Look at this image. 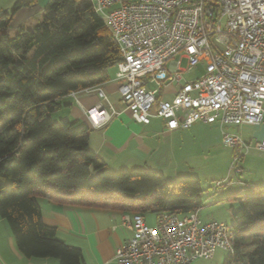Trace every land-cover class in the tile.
Returning a JSON list of instances; mask_svg holds the SVG:
<instances>
[{
  "label": "trees",
  "instance_id": "obj_1",
  "mask_svg": "<svg viewBox=\"0 0 264 264\" xmlns=\"http://www.w3.org/2000/svg\"><path fill=\"white\" fill-rule=\"evenodd\" d=\"M36 2L18 0L0 15V214L26 257L84 264L81 249L45 223L39 198L159 216L200 210L204 190L194 175L114 173L91 149L87 125L53 118L63 97L109 81L121 57L93 0H50L41 21L9 34L17 11ZM230 199L234 249L223 264H264V184Z\"/></svg>",
  "mask_w": 264,
  "mask_h": 264
},
{
  "label": "built area",
  "instance_id": "obj_2",
  "mask_svg": "<svg viewBox=\"0 0 264 264\" xmlns=\"http://www.w3.org/2000/svg\"><path fill=\"white\" fill-rule=\"evenodd\" d=\"M93 6L117 43L121 60L115 79L136 122L159 118L174 130L263 120L264 0H93ZM176 56L186 59V67ZM197 67L203 68L198 78L183 79ZM174 83V96L165 99L164 88ZM98 93L106 99L102 88ZM88 115L99 126L111 114L98 106ZM222 142L239 150L248 146L232 133H223ZM255 146L264 151V139ZM233 172L241 168L235 165ZM225 182L229 179L216 186ZM122 223L132 236L115 250L118 264H192L218 249H234L232 224L203 220L199 210L163 213L155 225L141 213H128Z\"/></svg>",
  "mask_w": 264,
  "mask_h": 264
},
{
  "label": "crops",
  "instance_id": "obj_3",
  "mask_svg": "<svg viewBox=\"0 0 264 264\" xmlns=\"http://www.w3.org/2000/svg\"><path fill=\"white\" fill-rule=\"evenodd\" d=\"M16 1L0 0V15ZM49 1L37 0L35 5L17 11L8 33L41 21ZM176 57L175 60H186L182 56ZM198 68L202 72L203 68ZM183 79L189 80L184 78V74ZM118 87L119 82L114 75L99 86L72 92L60 100L62 109L66 107L73 116L71 120L89 127L90 147L111 171L139 167L161 172L165 177L167 174L179 176L182 171L196 169V161H200V158L212 169L214 162L221 160L223 163L224 159L226 162L231 159L225 178L229 179V185L222 189L215 184L216 188L222 189L220 194L225 200L234 194L250 191L253 188L251 185L264 184V151L255 146L257 141L264 139V117L257 125L195 123L187 129L168 130L165 122L159 118H152L149 124L136 122L123 104ZM177 87L174 83L164 88L163 97L171 99ZM98 88L105 91L106 99L99 95ZM98 106L106 108L111 115L99 126H93L88 110ZM94 119L99 121L98 115L94 114ZM223 133L240 135L248 146L240 150L226 146L222 142ZM236 158L238 160L235 162ZM235 165L241 168L239 174L233 172ZM225 172L226 169L222 177ZM38 200L45 223L56 226L58 236L67 244L81 249L84 264H118L114 257L115 250L132 236V231L122 223L123 217L132 212L97 205L59 204L47 198ZM156 218L157 215L154 222L148 224L155 225ZM145 219L147 221L146 215ZM0 264L60 262L54 257L28 258L23 255L7 220L0 214Z\"/></svg>",
  "mask_w": 264,
  "mask_h": 264
},
{
  "label": "rangeland",
  "instance_id": "obj_4",
  "mask_svg": "<svg viewBox=\"0 0 264 264\" xmlns=\"http://www.w3.org/2000/svg\"><path fill=\"white\" fill-rule=\"evenodd\" d=\"M16 1V0H15ZM5 2H3L4 4ZM15 2H13L14 4ZM5 7V6H4ZM12 7V6H10ZM11 34H15L16 32L10 31ZM178 57H176L177 59ZM186 60H184L181 64L182 67H186ZM201 68V67H200ZM109 72L112 76L116 74V67H112L109 69ZM202 72H200L199 68H194L191 71L184 73L185 79H196L200 76ZM52 116L55 120L60 119H72L73 116L70 115V112L68 109L63 108L62 110L55 111L52 113ZM80 125V124H79ZM231 161V159H230ZM230 161L226 162V159H224L223 163H221V160L219 163L214 162L213 169L210 166H207L202 158H200V161H196V169L194 170L189 169L188 171H182L179 176L183 175H194L199 176L201 180V185L204 190L203 194V207L199 210V215L203 220L209 221V220H217V221H224L227 224H232L233 218H232V207L237 208L238 204L232 200L227 199L225 200L222 194V189L229 185L228 182H225L221 188H216L215 184L219 181H225L227 179V171L230 168ZM225 163V164H224ZM220 167V168H217ZM225 176L222 177L221 174L225 171ZM121 170H114L112 172L119 173ZM168 176L166 179L169 182L175 181V179L178 176H172L170 174H167ZM228 175L229 172H228ZM97 174L94 173L93 177H96ZM146 218L148 223L152 224L154 222L155 214L148 213L146 214ZM228 253L223 249H218L214 256L210 259H199L197 261H194L192 264H223L225 258L227 257Z\"/></svg>",
  "mask_w": 264,
  "mask_h": 264
},
{
  "label": "bare ground",
  "instance_id": "obj_5",
  "mask_svg": "<svg viewBox=\"0 0 264 264\" xmlns=\"http://www.w3.org/2000/svg\"><path fill=\"white\" fill-rule=\"evenodd\" d=\"M95 114V113H94ZM95 115H97V114H95Z\"/></svg>",
  "mask_w": 264,
  "mask_h": 264
}]
</instances>
